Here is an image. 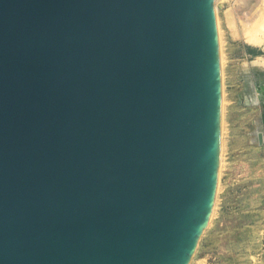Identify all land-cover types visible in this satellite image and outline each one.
I'll list each match as a JSON object with an SVG mask.
<instances>
[{
  "label": "water",
  "instance_id": "obj_1",
  "mask_svg": "<svg viewBox=\"0 0 264 264\" xmlns=\"http://www.w3.org/2000/svg\"><path fill=\"white\" fill-rule=\"evenodd\" d=\"M221 144L216 0H0V264H190Z\"/></svg>",
  "mask_w": 264,
  "mask_h": 264
},
{
  "label": "rangeland",
  "instance_id": "obj_2",
  "mask_svg": "<svg viewBox=\"0 0 264 264\" xmlns=\"http://www.w3.org/2000/svg\"><path fill=\"white\" fill-rule=\"evenodd\" d=\"M216 8L222 166L190 264H264V0H216Z\"/></svg>",
  "mask_w": 264,
  "mask_h": 264
},
{
  "label": "bare ground",
  "instance_id": "obj_3",
  "mask_svg": "<svg viewBox=\"0 0 264 264\" xmlns=\"http://www.w3.org/2000/svg\"><path fill=\"white\" fill-rule=\"evenodd\" d=\"M222 163V162H221ZM221 165V164H220ZM222 166V165H221Z\"/></svg>",
  "mask_w": 264,
  "mask_h": 264
}]
</instances>
